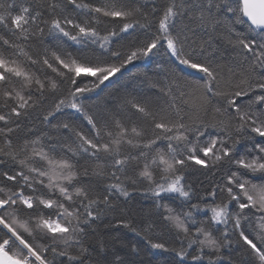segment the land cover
<instances>
[{
	"label": "snow or ice",
	"instance_id": "snow-or-ice-1",
	"mask_svg": "<svg viewBox=\"0 0 264 264\" xmlns=\"http://www.w3.org/2000/svg\"><path fill=\"white\" fill-rule=\"evenodd\" d=\"M0 264H264V0H0Z\"/></svg>",
	"mask_w": 264,
	"mask_h": 264
},
{
	"label": "trees",
	"instance_id": "trees-1",
	"mask_svg": "<svg viewBox=\"0 0 264 264\" xmlns=\"http://www.w3.org/2000/svg\"><path fill=\"white\" fill-rule=\"evenodd\" d=\"M131 70L134 71L135 69L133 68ZM190 179L194 180L198 186L200 185L201 182L204 183V186H207V183L211 181L213 177L210 172H197L192 177H190ZM129 203H130V206L136 210H138L141 207H145V208L148 207V204L145 203L144 198H141L139 196H137L135 199H133ZM127 238L128 240L133 241V242L136 239L134 236H132L131 233L128 234ZM145 259H147V257H145Z\"/></svg>",
	"mask_w": 264,
	"mask_h": 264
}]
</instances>
